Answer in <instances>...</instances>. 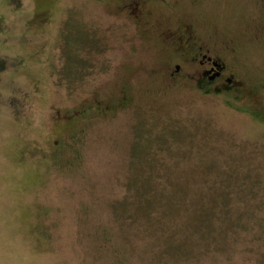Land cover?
Instances as JSON below:
<instances>
[{
  "label": "rangeland",
  "instance_id": "obj_1",
  "mask_svg": "<svg viewBox=\"0 0 264 264\" xmlns=\"http://www.w3.org/2000/svg\"><path fill=\"white\" fill-rule=\"evenodd\" d=\"M194 1L0 0V264H264V0ZM189 14L241 99L170 79Z\"/></svg>",
  "mask_w": 264,
  "mask_h": 264
},
{
  "label": "flooded vegetation",
  "instance_id": "obj_2",
  "mask_svg": "<svg viewBox=\"0 0 264 264\" xmlns=\"http://www.w3.org/2000/svg\"><path fill=\"white\" fill-rule=\"evenodd\" d=\"M151 1L133 0V6L129 12L130 17L136 18L138 22L147 21L146 27L148 20L144 16V11L147 3ZM155 1L167 5L174 12L183 4V0H172L173 4L169 3L171 0ZM198 3L199 0H195L193 5ZM175 15L179 17L178 12ZM192 16L189 14L186 23H179V26L173 30L172 34L177 37V45H179L174 49L180 58L169 69L170 79L185 81L206 95L228 94L234 99H241L246 91L244 80L233 72L227 61V56L236 51L233 41L221 39L212 31L210 23L200 19L191 20ZM213 51L219 54L214 57L211 55ZM184 64L192 66L191 72H185ZM99 107L97 106V109Z\"/></svg>",
  "mask_w": 264,
  "mask_h": 264
},
{
  "label": "trees",
  "instance_id": "obj_3",
  "mask_svg": "<svg viewBox=\"0 0 264 264\" xmlns=\"http://www.w3.org/2000/svg\"><path fill=\"white\" fill-rule=\"evenodd\" d=\"M88 44L96 46L98 45V40L95 38L93 39L91 37H87L86 34L76 29H71L66 33L64 53L67 56L66 63L68 74L75 76L79 72H82L78 66L80 52L78 53L77 49L82 46H87ZM2 64L3 63H0V67Z\"/></svg>",
  "mask_w": 264,
  "mask_h": 264
}]
</instances>
